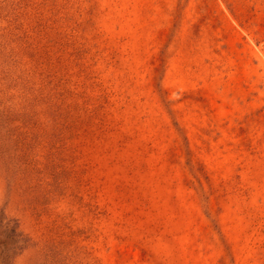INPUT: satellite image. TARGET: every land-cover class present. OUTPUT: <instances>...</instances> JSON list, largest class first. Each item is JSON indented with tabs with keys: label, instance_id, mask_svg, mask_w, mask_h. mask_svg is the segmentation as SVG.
Wrapping results in <instances>:
<instances>
[{
	"label": "rangeland",
	"instance_id": "obj_1",
	"mask_svg": "<svg viewBox=\"0 0 264 264\" xmlns=\"http://www.w3.org/2000/svg\"><path fill=\"white\" fill-rule=\"evenodd\" d=\"M0 264H264V0H0Z\"/></svg>",
	"mask_w": 264,
	"mask_h": 264
}]
</instances>
